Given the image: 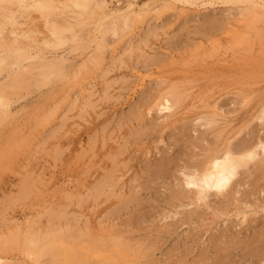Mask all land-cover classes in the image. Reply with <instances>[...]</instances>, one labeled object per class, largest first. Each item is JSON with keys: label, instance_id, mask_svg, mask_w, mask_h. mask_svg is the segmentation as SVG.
Instances as JSON below:
<instances>
[{"label": "rangeland", "instance_id": "rangeland-1", "mask_svg": "<svg viewBox=\"0 0 264 264\" xmlns=\"http://www.w3.org/2000/svg\"><path fill=\"white\" fill-rule=\"evenodd\" d=\"M105 1L115 11L130 0ZM162 3L136 0V11L151 4L146 15L107 37L98 64L86 61L93 49H67L68 79L14 98V118L0 126L6 264H24L22 230L54 238L59 263L264 264L260 159L208 199L211 209L180 207L193 199L182 170L228 138L234 148L264 139L253 119L264 93V23L237 6L154 10ZM168 93L180 100L158 112ZM214 107L218 122L207 126ZM46 253L42 264H55Z\"/></svg>", "mask_w": 264, "mask_h": 264}, {"label": "bare ground", "instance_id": "bare-ground-1", "mask_svg": "<svg viewBox=\"0 0 264 264\" xmlns=\"http://www.w3.org/2000/svg\"><path fill=\"white\" fill-rule=\"evenodd\" d=\"M135 1H128L124 8L108 11L105 0H0V126L14 118L12 106L16 102L15 97L31 87L38 90L53 89L58 81L68 79L69 54L82 56L88 49H93L86 61L98 64L99 57L96 56L105 49L107 37H118L122 31L129 29L131 15L140 18L146 15V8L151 4L136 11ZM162 1L154 10L165 9L168 3L198 9L221 4L237 6L241 16H246L253 22L264 23V0ZM121 4L119 1L118 6ZM67 49L70 50L69 54ZM176 95H161L155 102L157 111H172L178 103L179 95ZM248 97H245L243 104L248 102ZM257 100L253 119L264 124V93ZM214 108L212 117L207 119V126L218 122L216 117L220 115V108ZM150 112L152 109L148 110ZM221 135L220 133L219 136ZM231 145V139L228 138L221 148L211 152L200 164L187 166L184 170L181 168L182 185L193 199L189 204L180 207L200 204L211 209L208 199L228 193L242 169L249 168L258 159L264 164V139L241 144L237 148ZM22 231L21 235L15 234L18 235V240H15L20 244L24 264H42L46 252L52 254L53 257L50 256L55 259V264L70 263L69 258L64 263L57 261L60 248L54 238L52 240L48 234ZM4 240V244L8 245L5 237ZM15 240L12 237L10 242ZM6 263L7 259L0 257V264Z\"/></svg>", "mask_w": 264, "mask_h": 264}]
</instances>
